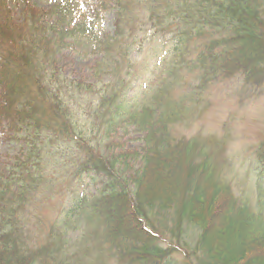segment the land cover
<instances>
[{
	"label": "trees",
	"instance_id": "16d2710c",
	"mask_svg": "<svg viewBox=\"0 0 264 264\" xmlns=\"http://www.w3.org/2000/svg\"><path fill=\"white\" fill-rule=\"evenodd\" d=\"M115 3L119 22L114 35L100 42L98 50L93 52L104 53L101 64H97L94 71L95 82L97 79L102 82V76L109 77L112 81L114 77H122L120 59L123 55V45L128 43L127 38L140 39V44L153 45L154 37L160 36L163 41L164 36L171 35L177 43L171 50L174 52V59L167 62V77L160 78L161 81L156 85L160 96L152 105H145L140 112L133 109L131 113L132 110L124 106L122 99H113L111 102L108 90L115 85L112 81L105 85L106 88H100L99 107L105 106L109 111L106 115H112L114 123L121 121L130 126L137 125L139 133H145L151 149L158 148V151H161L167 146L166 149L173 150L175 158L181 155L180 144L176 142L177 146L174 147L169 140V127L175 121L188 120L191 117L189 113L196 109L193 105L184 106L181 94L178 104L174 102L172 90L180 87L181 83L184 85L192 79L197 80L201 84L198 91L203 93L218 81L231 80L239 75L244 82L256 88L257 94L264 92V55L261 51L256 57L248 54L249 40L245 34V31L252 27L253 19L259 22V18L264 17L260 0H116ZM139 5H143V8L137 11ZM168 17L175 18V23L164 24ZM30 19L32 21L26 20L25 24L19 26L10 17H5L3 27H0V30H3V38L8 42L6 58L0 61V121L10 117V125L16 127L17 135L24 138L29 153L28 157L25 155L26 161L23 163L26 178H21L18 188H14V175L7 180L0 177V197L5 198L3 205H0L3 213H0V264H79L77 259L82 256L84 257L81 259H84L87 254L99 258L101 264H106L107 254H114L119 264H134L137 261V264H171V261L164 262V259L167 257L166 250L174 249L168 248L165 252L160 246L147 241L146 245L137 243L127 246L129 237L120 234L121 231L130 232L125 226L128 224L122 208L135 199L132 197V188L134 197L138 192L137 184L132 179L135 176H121L126 171L120 173L118 159L108 158V162L106 156L104 158L100 154L95 155L97 159L91 157L89 143V149L84 148V151L91 161L94 159L96 162L94 166L92 163L85 168L102 173L106 179L105 191L98 193L90 201L82 199V206L75 211L74 216L73 212H70L66 214L65 219H57L53 227L55 232L49 234L45 243L39 240L36 244L32 241L26 230L27 206H30V200L40 189H44L42 197L47 196L46 191L52 192V189L47 187L49 179L40 172H33L31 168L30 159L33 158L34 150L40 151L36 141H42V133L45 138L49 137L51 142L55 135L79 137L81 134L73 123L71 113L68 112L71 107L69 100L61 93L64 89L91 90L93 87L84 82L73 84L69 77L63 74L62 67L58 66L60 62L65 63L59 60L61 51L71 48L70 44L64 42L67 41L64 37L66 35L58 34L49 39L45 27L50 25L47 22L43 26L37 25L39 21L45 20V16L36 15ZM146 23L155 31V36H143ZM6 29L12 34H15V29L18 32L27 31V34L19 32L22 39L16 40ZM191 40L201 45H198L196 50H191L189 45L187 46ZM28 41L33 44L24 47V43ZM128 45L130 46V43ZM89 53L92 54V50ZM177 59H182L183 63L174 66ZM197 64L203 77H187L186 69L194 68ZM118 87L124 89L122 81ZM105 95H109V98L106 99ZM108 102H111V105L107 107L105 103ZM112 112L117 116L114 117ZM212 142L202 144L200 139L195 137L190 146L201 147L197 163L201 164L210 180L212 178L211 182L215 184L214 176L219 167H222L220 164H226L217 160L216 146H227V137ZM259 148L261 151L257 159L264 165V144ZM86 162L89 164L88 160ZM34 167L35 165L33 169ZM253 202L248 197L243 199L242 213L247 216L249 225L254 226L252 231L264 239V214L255 216ZM124 208L126 211V207ZM259 211L263 212L262 209ZM139 214L144 215L143 212ZM72 218L81 220L76 221L77 228L73 230L80 232L77 238L70 237ZM75 246L81 249L73 258L72 251Z\"/></svg>",
	"mask_w": 264,
	"mask_h": 264
},
{
	"label": "rangeland",
	"instance_id": "374dc122",
	"mask_svg": "<svg viewBox=\"0 0 264 264\" xmlns=\"http://www.w3.org/2000/svg\"><path fill=\"white\" fill-rule=\"evenodd\" d=\"M8 2L6 0L5 5ZM260 2L263 4L261 10L264 11V0ZM138 7L137 11L143 8V5ZM79 8H82V5ZM15 14L16 19L21 22L23 18L20 8H17ZM165 21L166 24H173L175 18L168 17ZM263 21L264 17L259 18V22L253 19L252 27L245 31L250 47L248 54L254 57L260 55L259 51L264 55ZM103 27L106 32L111 31V15L106 17ZM14 38L18 40L17 36ZM188 45L191 50L197 48L194 40L189 41ZM27 46L30 44H24V47ZM79 56L65 48L59 54V60L65 63L60 62L58 66L62 67L63 74L68 76L73 84L82 82L93 87L91 90L64 89L61 93L69 100L71 107L68 112L71 113L73 123L81 135L56 136L57 142L44 144L41 151H34L32 159L35 167H32V170L56 181L54 192H57V199L39 207L38 203L42 202L41 193L44 190L40 189L26 209L31 222L37 216L41 232L44 234L59 218L58 215L74 208L71 196L73 193L79 194V184H74L68 189L67 185L62 186L60 181L62 177L68 176L72 165H95L96 161H91L84 151V148L89 149V143L91 157L97 159L95 155L100 154L104 158L106 156L108 162V158L118 159L120 173L126 171L121 176H135L132 179L137 184L138 192L134 197V189L131 187L132 197L135 199L128 203L134 217L131 214L126 215L128 225H125L130 232H120L123 237H129L131 244L128 243L127 246L152 242L151 244L163 248L162 251L174 249L166 250L171 264H264V254L261 253L262 249L264 252V239L252 231L254 226L249 225L247 216L242 213L243 199L248 197L254 201L252 209L255 216L264 214L259 211H264V165L257 159L261 151L259 147L264 144V93L257 96L254 89L242 90L236 81L231 80L232 82L212 85L206 88L204 93L192 95L193 100L183 104L196 107L189 113L191 117L188 120L175 121L169 127V140L174 147L177 143L180 144L182 150L181 155L175 158L173 150L166 149L167 146L161 151H158V148L151 149L145 133H139L137 125L130 126L121 121L114 123L112 115H106V108H98L100 88H106L109 79L102 76V82H98V79L95 82L97 57ZM155 61L157 60H151L149 63V75H152L154 67H157ZM125 63L130 65L124 58L123 64ZM120 81V77H114L115 85L108 90L111 102L120 98L124 106L133 113L138 106L137 86H126L122 94L121 88L118 87ZM182 91L187 94L190 89L184 85ZM180 94L179 88L172 90L174 102L177 104ZM109 95H105V98H109ZM111 102L105 105L108 107ZM109 109L112 111L111 106ZM112 113L114 117L117 116L115 112ZM195 137L200 139L202 144H212L214 140L227 137V146H216L217 160L226 164H220L222 167H219L214 176L215 184L211 182L212 178L210 180L207 171L197 163L201 147L190 146ZM7 146L1 138L0 160L5 157ZM10 148L13 150V156L15 153H23L22 148L16 145L11 144ZM1 164L4 168L7 163L2 161ZM3 174L9 176L10 172ZM99 174L102 175L101 172ZM12 175L18 181H21V177L26 178V173ZM102 180L97 178L95 183L88 181L85 195L93 193L96 185ZM205 184L207 186H204ZM16 185L19 187L18 183ZM207 188H210V192H207ZM150 189L156 192L157 196H148L146 192ZM124 207L122 211L125 213ZM139 212L144 215L141 216ZM32 224L29 229L36 234L40 227L36 222ZM185 251L188 253H184ZM89 256L87 254L84 259H81L84 256L79 257L78 263L101 264L99 258ZM106 257V264H119L114 254H107ZM137 263L138 261L134 262Z\"/></svg>",
	"mask_w": 264,
	"mask_h": 264
},
{
	"label": "bare ground",
	"instance_id": "6f19581e",
	"mask_svg": "<svg viewBox=\"0 0 264 264\" xmlns=\"http://www.w3.org/2000/svg\"><path fill=\"white\" fill-rule=\"evenodd\" d=\"M203 183H204V182H203ZM204 186H207V185L205 184ZM145 192H146V191H145ZM207 192H210V188H207ZM146 193H147V195L150 196V197H155V196H157V195H156L157 193H156V192H153L152 189H150L149 191L147 190ZM224 203H226V201H224ZM129 214H131V216L134 217V213H132V210L130 209V206H129V205H126V212H125V215L128 216ZM212 225H214V224L212 223ZM261 253L264 254L263 249H262Z\"/></svg>",
	"mask_w": 264,
	"mask_h": 264
}]
</instances>
